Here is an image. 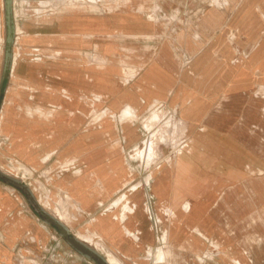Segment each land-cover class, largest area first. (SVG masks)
I'll list each match as a JSON object with an SVG mask.
<instances>
[{
    "label": "rangeland",
    "instance_id": "374dc122",
    "mask_svg": "<svg viewBox=\"0 0 264 264\" xmlns=\"http://www.w3.org/2000/svg\"><path fill=\"white\" fill-rule=\"evenodd\" d=\"M13 7L16 67L3 80L0 0L1 169L15 173L17 161L33 167L27 184L50 212L67 209L71 224L87 213L61 179L69 173L76 179L86 159L120 158L127 172L113 198L124 209L120 220L135 209L133 190H141L155 239L136 259L115 250L130 264H228V239L232 251L264 256V0H13ZM81 15L105 26L75 50L68 24ZM150 68L159 80L175 75L164 97L155 96L161 91L153 84H136ZM81 72L87 112L61 148L78 152L65 159L61 149L45 154L61 135L59 104L79 89ZM130 102L147 106L138 115ZM5 105L13 108L6 116ZM127 122L138 139L127 136ZM187 122L194 126L189 133ZM0 189L22 195L32 210L13 185L0 179ZM94 221L85 234L108 233L102 217Z\"/></svg>",
    "mask_w": 264,
    "mask_h": 264
},
{
    "label": "crops",
    "instance_id": "0c3cea01",
    "mask_svg": "<svg viewBox=\"0 0 264 264\" xmlns=\"http://www.w3.org/2000/svg\"><path fill=\"white\" fill-rule=\"evenodd\" d=\"M79 18L80 20L77 21L76 18L72 17L70 24H68V30H71V33L73 31L76 32L75 39L78 43L73 45L75 50L82 49L84 45H88L89 32L97 34V31L104 30L105 26L103 21H98V18H96V25H94L92 19L90 20L89 16L84 17L81 15ZM155 70L154 68L148 69L145 72L146 76L144 79L140 80L142 79L140 78L136 81V84L139 86L153 84L161 91V93H155V96L164 97L166 90L164 88L165 83L173 84L175 81L174 76L169 73L166 81H163V79L159 80L152 76ZM82 75L81 72L79 89H74V93L71 91L66 104L61 102L59 104L61 108L56 114L57 125L55 127L56 129H60L61 135L54 136V143L44 152L45 154H49L65 146L68 133L81 124L83 116L87 112V108L81 104V95L88 90L87 85L83 86L85 78ZM70 88L72 89V87ZM151 96L153 97L154 95L149 92L146 93V101L151 99ZM58 97L61 99V95H58ZM60 99L56 98V102H59ZM119 105L117 103L115 111L119 109L116 112L121 113L120 109L123 105ZM132 106L134 114L138 115L144 107L143 104H133ZM124 128L130 140L135 137L136 139L139 138L138 131L134 128L132 129L128 122L126 125L124 124ZM69 149L73 151L69 152L67 149H61L62 158L71 157L78 152V146ZM44 153L33 154L32 159L34 162L32 163L35 165L39 163L41 161L40 156ZM83 166L85 168L80 167V175L75 177L76 179H73L70 173L61 179L65 189L74 195V198L80 203L83 210L87 215H90L88 221H86L88 217L86 215L80 218L78 222H71L69 224L71 231L75 234L84 232L85 229L83 228H86L85 224L89 225L88 228H92L91 224H94V219L102 217V225L108 229V234L105 235L108 242L119 248L122 252L129 254L132 258H138L139 254L148 246L154 244L155 241L154 232L150 225L152 216L148 215L144 204V196L146 194L141 190H133L131 194L136 192L133 195L134 198L130 194L129 196L131 201L135 203V209L133 212L125 211V219L120 220V214L124 212V209L122 206L118 207L117 200L115 201L113 198L114 193L127 177L126 168L122 160L120 158H107L101 155L86 159ZM96 184L101 189H98L95 186ZM124 224L129 229L139 232L138 240H135L123 230L121 226ZM176 227L178 228L179 225L176 224ZM0 232V264H13L11 255L17 260L16 264H20L18 261L19 254L24 255L23 264H61L62 258L67 259V262L64 264H93L88 258L78 253L74 257H68V253L74 250L66 244L56 227L47 224L33 210L27 208L22 195L6 189H0ZM6 244L10 245V247H5ZM231 247L232 242L228 239V264L233 263L232 259L235 261V264H258L264 260V256H252L247 249L232 251ZM52 254L55 260L50 258Z\"/></svg>",
    "mask_w": 264,
    "mask_h": 264
},
{
    "label": "water",
    "instance_id": "95a60500",
    "mask_svg": "<svg viewBox=\"0 0 264 264\" xmlns=\"http://www.w3.org/2000/svg\"><path fill=\"white\" fill-rule=\"evenodd\" d=\"M6 7V52H5V68L3 74V80L7 79L10 75V71L13 68L14 63V51L13 45L15 42L16 24L14 18L13 0H5ZM3 93L0 90V98ZM0 179L5 183L11 184L19 189L26 197L28 205L32 210L47 224L55 226L61 237L66 243L74 249L78 254L94 261L95 264H110L107 257L100 252L97 248L88 244L75 233H73L70 227L64 223L61 219L57 218L52 212L47 210L40 204L32 188L19 178L12 176L0 168Z\"/></svg>",
    "mask_w": 264,
    "mask_h": 264
},
{
    "label": "bare ground",
    "instance_id": "6f19581e",
    "mask_svg": "<svg viewBox=\"0 0 264 264\" xmlns=\"http://www.w3.org/2000/svg\"><path fill=\"white\" fill-rule=\"evenodd\" d=\"M160 27V26H159ZM159 30V29H158ZM42 40V39H41ZM167 53V52H166ZM167 55H168V53H167ZM170 55V54H169ZM168 55V56H169ZM71 56V55H70ZM167 59H168V57H167ZM175 59V58H174ZM172 60V59H171ZM169 63V62H168ZM175 65V64H174ZM163 66H164V64H163ZM177 66V65H176ZM15 67H16V64L14 63V69H15ZM165 67V66H164ZM174 67V66H173ZM165 69H168V68H166L165 67ZM176 69V68H175ZM171 74H173V73H171ZM146 76V75H145ZM175 76V75H174ZM150 80H151V78H150ZM155 81V80H154ZM163 87V86H162ZM166 88V87H165ZM129 89V88H128ZM127 89V90H128ZM126 91V90H125ZM132 91H134V90H132ZM129 94V93H128ZM135 96V95H134ZM139 96V95H138ZM129 97V96H128ZM132 97V96H131ZM152 97V96H151ZM133 98V97H132ZM149 98V97H148ZM126 100V99H125ZM139 101V100H138ZM149 101H151L150 99H149ZM149 101H148V103H149ZM204 102V101H203ZM207 102H205V104H206ZM133 104V103H132ZM199 105H198V107L200 106V103H198ZM201 105H203V104H201ZM208 105H209V103H208ZM208 105H206V106H208ZM211 105V104H210ZM147 106V105H146ZM145 106V107H146ZM203 106H205V105H203ZM144 107V108H145ZM210 107V106H209ZM195 108V107H194ZM200 108V107H199ZM3 109H5L4 111L5 112H3L4 114L3 115H7V114H9V112H11V110L13 109L12 107H10L9 105H5L4 107H3ZM201 109H202V106H201ZM204 109V108H203ZM208 109V107L205 109V110H207ZM141 110H142V107H141ZM194 111V110H193ZM195 111H198V110H196L195 109ZM203 111V110H202ZM161 113H162V111H161ZM194 113V112H193ZM197 115H198V112L196 113ZM196 114H195V116L194 117H196ZM201 114V113H200ZM202 115V114H201ZM187 116L189 117V114H187ZM199 116V115H198ZM212 116V115H211ZM202 117V116H201ZM204 118V117H203ZM192 119V118H191ZM195 119V118H194ZM197 119V118H196ZM198 119H199V117H198ZM199 120H201V119H199ZM195 121V120H194ZM197 122H198V120H197ZM199 122H201V121H199ZM188 123V128H187V133H189V132H191L192 131V129H193V123L191 124H189V122H187ZM0 124H1V126H2V128H5V125H4V123H3V121L0 119ZM70 124V123H69ZM195 124V123H194ZM104 131V130H103ZM91 134V133H90ZM94 134V133H93ZM97 135V134H96ZM104 135V134H103ZM91 136V135H90ZM90 136H88V137H90ZM93 136V135H92ZM95 136V135H94ZM94 139V138H93ZM98 140V139H97ZM39 195V194H38ZM45 197V196H44ZM45 199V198H44ZM43 200H41L40 202L45 206V208L47 209V210H49L48 208H49V206H48V204H47V202H42ZM49 201V200H48ZM47 204V205H46ZM52 207V206H51ZM49 211H51V210H49ZM55 216H57V218H59V219H61L64 223H66L67 225H69V221H70V216H69V213H68V211H67V209H65V208H57V209H55V213H53ZM108 233H103V232H98V233H95V234H93V235H88V234H85L84 232H80V233H78L77 235L79 236V238H81L82 240H84L85 242H87L88 244H90V245H92L93 247H95V248H97L100 252H103V254L107 257V259H108V261H109V263L110 264H130V263H127L124 259H122L121 257H119V255H117V253L115 252V250H118V251H121L119 248H117L116 246H114L113 244H110L109 242H108V239L105 237V235H107ZM180 236V235H179ZM190 236V235H189ZM188 236V237H189ZM192 237L194 238V236L192 235ZM185 240V239H184ZM179 241V240H178ZM190 241H192V240H190ZM193 242V241H192ZM197 242V241H196ZM184 243V242H183ZM188 244V243H187ZM183 246H184V244H183ZM186 248V247H185ZM165 252L163 251V252H160L159 254H157L156 255V261H161L162 259H163V257L165 256ZM188 256V255H187ZM189 257V256H188ZM136 264H139V263H136Z\"/></svg>",
    "mask_w": 264,
    "mask_h": 264
},
{
    "label": "built area",
    "instance_id": "2783aa9c",
    "mask_svg": "<svg viewBox=\"0 0 264 264\" xmlns=\"http://www.w3.org/2000/svg\"><path fill=\"white\" fill-rule=\"evenodd\" d=\"M13 167L15 168V173H12L10 171H6L3 169L2 170L5 171L6 173L12 175V176L19 178L21 181H23L25 183H27L26 179L29 178L30 176H32L34 174V171H35V169L33 167L29 166L28 164H26L22 161H17L16 163H13ZM36 197H37L38 201L40 202L41 198L38 196H36ZM40 204L42 206H44L41 202H40ZM0 238H1V232H0ZM76 254H77L76 251H72V252L68 253V257H70V258L74 257ZM50 258L55 260L53 257V254L50 255ZM18 261L20 264H23V261H24V255L23 254H19ZM32 261H33V259H32ZM61 262L66 263L67 259L62 258Z\"/></svg>",
    "mask_w": 264,
    "mask_h": 264
}]
</instances>
